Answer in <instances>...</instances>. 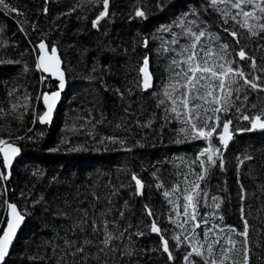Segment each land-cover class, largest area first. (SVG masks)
<instances>
[{"label":"trees","instance_id":"trees-1","mask_svg":"<svg viewBox=\"0 0 264 264\" xmlns=\"http://www.w3.org/2000/svg\"><path fill=\"white\" fill-rule=\"evenodd\" d=\"M7 2L16 11L0 6V140L16 143L21 156L7 180L0 160V232L9 202L25 223L4 264H220L223 248L230 249L224 264H264V130H241L251 128L241 113L264 111L259 7L233 8L236 0H109L94 27L103 0ZM245 20L251 31L241 26ZM201 31L197 42L192 34ZM40 40L57 46L68 83L49 127L37 119L42 93L56 83L37 67ZM222 44L229 45L224 59L259 88L235 73L223 78L224 89L210 74L188 83L187 57L195 52V63H224ZM145 60L153 78L147 92L139 74ZM185 98L188 107L180 102ZM189 110L201 126L219 125L210 142L193 139ZM228 119L232 139L223 147L218 134ZM187 194L194 207L185 212ZM153 222L160 232L152 231ZM108 235L113 239L105 246ZM215 240L220 244L209 253Z\"/></svg>","mask_w":264,"mask_h":264},{"label":"snow or ice","instance_id":"snow-or-ice-1","mask_svg":"<svg viewBox=\"0 0 264 264\" xmlns=\"http://www.w3.org/2000/svg\"><path fill=\"white\" fill-rule=\"evenodd\" d=\"M217 2V0H212V3L215 4ZM245 4H252L254 7H259V11L261 13H264V0H236V2H234L232 4L233 8H240L242 5ZM103 5H104V10L100 13V15L97 17V20L93 22V26L96 27L97 23L99 22V20L101 18H103L105 15H107L108 13V5H109V0H103ZM0 6H3V8L8 9L9 11H16V9L11 8L10 5L8 4L7 0H0ZM137 16H144L145 13L143 11H137L136 12ZM243 16L244 17H250L253 16L252 12H243ZM242 27H249V30L251 31V28L254 26H249L247 24V20H245L244 24L241 25ZM261 29L264 30V24L260 25ZM227 31V29H225ZM230 35H232L234 38H236L238 36V33L233 31L229 33ZM194 36L195 41L199 42L201 37H203L205 35L204 32H199V34H192ZM252 35H256V33L253 31ZM175 42V41H174ZM197 47V45L194 43L192 45V48L195 49ZM40 49H44L45 45L44 43H41L39 45ZM229 49V45L228 44H222L221 45V52L224 53V55L220 56V60H223L224 63H219V64H215V65H210L209 64V59H204L203 63H195V61L198 59L197 54L195 52L192 53V55L187 57V62H188V69L187 72L184 73V76L186 77V79L188 80V83L191 84L193 82V80H196V82L198 83L199 80H203L206 78L205 74H210L211 77L217 78L219 80V87L221 89H224L225 87H228L229 85L226 83V80L223 78H227L229 76V74L231 73H235L236 75H238L240 78L243 79L244 84L249 85L251 88L253 89H257L260 86L255 83L253 81V79L251 77H246L245 74L242 71H239L237 69H233L230 65L233 63V61L230 60H225V56L227 55V50ZM51 54L52 57L56 56V49L53 47L51 49ZM204 55L205 57L210 58L213 55L212 49L208 48L204 50ZM239 57L241 60L246 58V53L243 49H241V51H239L238 53ZM40 59H43V56L40 57ZM174 64H176V61H173ZM229 65L228 67H225V65ZM145 65H147V60H145ZM253 65H255V61H253ZM179 66V65H177ZM39 67V65H38ZM141 71H145V69H141ZM189 73L191 75H189ZM198 74H200L198 76ZM179 75V73L177 74ZM234 83V82H233ZM61 86H63V84L61 83ZM149 84H145V87H149ZM240 88H237V91H240ZM211 94V93H209ZM54 96H58V93L53 94ZM166 96H168V93H165ZM45 101L47 102L48 97L45 96L44 97ZM237 99H239V97H237ZM244 99H247V96L244 97ZM185 107H188V101L187 99H182L180 101ZM161 104L164 103V101H160ZM173 103L175 104V101H173ZM252 107H255V105H253ZM227 111V108H217L215 109V111L220 112V111ZM172 111L175 112L176 108L173 107ZM237 111H241V109L239 107H237ZM245 111H247L245 109ZM50 112H51V105L49 106V112L45 113V117L50 118ZM242 119L244 121H248L251 124V128H244L241 129L242 131H252L255 130L257 128L259 129H264V111H260L257 115L252 116L250 113L249 114H243L241 113ZM45 117H41V122H44ZM188 117L189 119L187 120V124L190 125V131L193 134V139H205V140H209V142L211 141V138L213 137V135L217 132V127H219V125H217L216 127H213L211 124H209L207 121H205L203 123V125L201 126L200 124V116L198 113L189 110L188 112ZM220 117H216V120L219 121ZM232 124V120L228 119L226 121L223 122L222 124V132H220L219 135V139L220 142L227 147L228 141L230 139H232V133L230 132V125ZM181 132L184 133L185 136L189 135V129L188 128H182ZM111 139V138H110ZM4 141L0 140V144H3ZM211 146V144H210ZM8 149L11 150L12 154L15 155L18 152V149H16L15 147H13L12 145H8L7 146ZM2 150V149H0ZM4 151V157H5V166H8L11 163V158L8 155V151L7 150H2ZM216 151H219L218 149H216ZM209 149L205 148L203 149L200 153L199 156H204L205 153H208ZM199 158V157H198ZM250 158V157H249ZM208 161L212 164H215V160H213V157L211 154L208 155ZM203 163V161H202ZM223 165V161H221V166ZM3 179H7V177H2ZM200 179H203V176L200 177ZM133 180L136 181V185H137V189L139 191L140 188H142V184L141 181L134 175L133 176ZM196 188H199V185H196L193 189V191H195ZM199 195V193H197ZM205 195H207L205 193ZM214 199V198H213ZM184 200L188 201V204L185 205V212L187 211V207L188 206H193L192 205V200L193 197L191 194H187L184 196ZM218 207V205H217ZM9 208L12 209L13 214L16 216V220L17 223H13L12 221H9L8 223V229L6 231H4L3 233V237L0 238V264H3L6 255H8V245L11 242V237L12 235H14L15 232V228L18 227V221L23 219V216H20L18 213H16V208L15 205L9 204ZM148 215H152V212L149 211ZM192 219L195 220V215L192 216ZM185 223H187V220H185ZM205 223H207V221H205ZM197 227H199V223H197L196 225ZM93 227L95 230V223H93ZM245 229H247V224H245ZM152 231L153 232H160V229L157 227L156 223L153 222L152 224ZM213 230L211 228L208 229V231L205 233V237H207L209 232H212ZM142 234V233H141ZM241 235H247V232L245 231L244 233H241ZM113 239V237L111 235H108L106 237V239L103 241V243L105 244V246L108 245L109 241H111ZM162 241H163V250L165 252H169V246H168V241L164 240L163 237H161ZM86 243H88L86 241ZM228 243L230 245H234L235 242L232 241L230 238L228 240ZM216 244H220V240H215L211 243L208 244V251L209 253L212 252L214 245ZM77 251L82 252L83 248H78ZM230 251L229 248H223L222 252H223V260L220 262V264H224L225 260H228V252ZM193 253H195L196 255H201L200 250L198 248H194L193 249ZM193 253H189V256H191ZM247 257V254H246ZM171 258V255H170ZM185 259L187 260L188 257H185ZM205 264H209L208 261H205ZM210 264H217V262L215 260H212L210 262Z\"/></svg>","mask_w":264,"mask_h":264},{"label":"water","instance_id":"water-1","mask_svg":"<svg viewBox=\"0 0 264 264\" xmlns=\"http://www.w3.org/2000/svg\"><path fill=\"white\" fill-rule=\"evenodd\" d=\"M41 43H44V45H45V48L43 50L39 48V45ZM53 47L56 49V56L55 57H52V54H51V49ZM36 50H37V67L39 65V67H38L39 71L41 73H43L45 77H48L50 80H52L56 83V86L53 90L44 91L42 93L41 104H42L43 110L39 114L38 119H37V121L40 125H46L47 127H49L53 121L55 111H56L58 105L60 104L64 93L67 91L68 83H67L66 74H65V71L63 68V61L61 59V56L59 54L57 46L53 45V46L49 47L48 44L46 43V41L40 40L36 43ZM41 56H43L42 60L40 59ZM141 69H145V71H141ZM139 74H140V85H141L142 91H144V92L149 91L153 85V78H152V74L149 70L148 63H147V65H145V63H144L140 66ZM61 83L63 84V86H61ZM146 83L149 84L150 86L145 87ZM56 93H58V96L53 95ZM45 96L48 97L47 102L44 99ZM50 105H51V112H50V118H48V117H45V113L49 112V106ZM41 117H45L44 122H41V119H40ZM9 144L12 145L13 147H15L16 149H18V152L15 155H13L11 150L7 148V146ZM0 149L7 150L8 155L11 158V163L8 166H5L4 151L0 150V160H1L2 167H3L4 173H5L4 177L6 176L8 179L14 163L21 156V150H20V147L16 143H14L13 141H6L3 144H0ZM135 184H136V181H135ZM136 187H137V185H136ZM140 190H141V188L139 189V191ZM9 204L15 205L16 213H18L20 216H23V219L18 221V227L15 228L14 235H12V237H11V242L8 245V255H9V252L11 250L12 244L14 243L20 229L22 228V226L25 223V216L19 211L16 203L9 202L6 206V218H5L4 226L0 232V238L3 237L4 231H6L8 229L9 221H12L13 223H17L16 216L13 214L12 209L9 208ZM8 255H6L5 259L7 258ZM3 264H4V262H3Z\"/></svg>","mask_w":264,"mask_h":264},{"label":"rangeland","instance_id":"rangeland-1","mask_svg":"<svg viewBox=\"0 0 264 264\" xmlns=\"http://www.w3.org/2000/svg\"><path fill=\"white\" fill-rule=\"evenodd\" d=\"M221 143V142H220ZM221 145L224 147V145L221 143Z\"/></svg>","mask_w":264,"mask_h":264}]
</instances>
